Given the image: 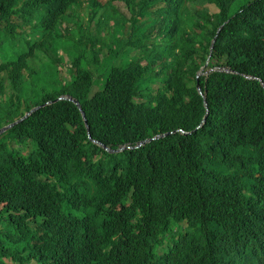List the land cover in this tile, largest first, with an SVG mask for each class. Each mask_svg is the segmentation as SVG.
<instances>
[{
    "label": "trees",
    "instance_id": "trees-1",
    "mask_svg": "<svg viewBox=\"0 0 264 264\" xmlns=\"http://www.w3.org/2000/svg\"><path fill=\"white\" fill-rule=\"evenodd\" d=\"M258 79L264 0H0V264H264Z\"/></svg>",
    "mask_w": 264,
    "mask_h": 264
},
{
    "label": "water",
    "instance_id": "water-1",
    "mask_svg": "<svg viewBox=\"0 0 264 264\" xmlns=\"http://www.w3.org/2000/svg\"><path fill=\"white\" fill-rule=\"evenodd\" d=\"M222 71H226V72H230V70H227V69H223ZM199 91H200V95H202L204 97V100H205V107L207 108V102H206V98L204 96V94L202 93V90H201V87L199 85ZM59 101L61 100H68V101H71L75 104L76 108L78 109V111L80 112L82 118H83V121H84V125H85V128H87L88 130V133H89V138L90 140L99 145L100 147L104 148L106 151L110 152V153H119V152H122L124 151L125 149H138L140 148L141 146L149 143V142H152V141H158V140H161V139H164L165 137L167 136H170V135H173V134H166V135H161V136H157L153 139H150V140H144V141H141L139 142L134 148H131V147H128V148H121V149H118V150H111L109 149L108 147L104 146L102 143H99L98 141H95L91 138L90 136V129H89V126H88V122L87 120H85V117H84V114L79 106V103L76 99H74L73 97L69 96V95H66V96H63L61 98L58 99ZM41 108H38V109H34L32 112H30L29 114H27L23 119L19 120V121H16V123H13V124H10L6 127H4L3 129L0 130V137H2L5 133H7L8 131L12 130L14 127H16V125L26 121L28 118H30L33 114H35L37 111H39ZM208 114V112H207ZM206 120H207V116L206 118L203 120L202 124L200 125L199 127V130L204 126V124L206 123ZM183 132V131H182Z\"/></svg>",
    "mask_w": 264,
    "mask_h": 264
},
{
    "label": "clouds",
    "instance_id": "clouds-1",
    "mask_svg": "<svg viewBox=\"0 0 264 264\" xmlns=\"http://www.w3.org/2000/svg\"><path fill=\"white\" fill-rule=\"evenodd\" d=\"M197 3H199V2H197ZM204 6H208V3H206L205 5H203V7ZM214 6V5H213ZM217 11V10H216ZM221 30V29H220ZM219 30V31H220ZM124 32H125V30H124ZM215 42H216V38L213 40V42H212V45H211V51L213 50V47H214V44H215ZM212 54V53H211ZM211 54H210V57H211ZM210 57H209V59H210ZM209 59H208V61H209ZM207 66H208V63L205 65V67L204 68H202L201 69V72L199 73V75H198V78H201V76H203V75H205V76H207V75H209L211 72H214V71H221V72H225V73H228V74H230V73H234L230 68H214V69H210V70H208V71H205V69L207 68ZM223 69H227V70H230V72H226V71H222ZM247 78H249V79H252V77H247ZM258 80H260L261 81V83H262V85L264 86V83L262 82V80L261 79H258ZM198 89H199V87H198ZM100 90V89H99ZM202 90V89H201ZM93 92H94V90H93ZM200 92V91H199ZM202 93H203V91H202ZM204 94V93H203ZM66 96V95H65ZM202 96V95H201ZM205 96V95H204ZM61 98V97H60ZM206 98V97H205ZM59 99V98H58ZM59 101V100H58ZM68 101V100H67ZM205 101V100H204ZM207 102V101H206ZM79 103V102H78ZM207 107H208V104H207ZM208 115V114H207ZM206 124V123H205ZM197 130H199V128L197 129ZM183 134H185V132H182Z\"/></svg>",
    "mask_w": 264,
    "mask_h": 264
},
{
    "label": "rangeland",
    "instance_id": "rangeland-1",
    "mask_svg": "<svg viewBox=\"0 0 264 264\" xmlns=\"http://www.w3.org/2000/svg\"><path fill=\"white\" fill-rule=\"evenodd\" d=\"M209 7L211 8V10L212 11H216L217 10V8L215 7V6H213V5H209ZM97 19L98 18H96L95 19V22L97 21ZM93 27L95 28L96 27V25H93ZM108 30H106L105 32H103L102 33V36L104 37V38H107V36H108ZM69 66V65H68ZM62 72L65 74V76H66V74L68 73V69H62ZM102 88V86H100V88H98V87H96L95 89H94V92H97L99 89H101Z\"/></svg>",
    "mask_w": 264,
    "mask_h": 264
}]
</instances>
